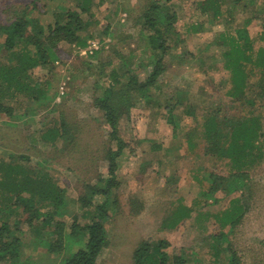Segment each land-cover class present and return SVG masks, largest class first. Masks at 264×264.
<instances>
[{
    "label": "rangeland",
    "instance_id": "374dc122",
    "mask_svg": "<svg viewBox=\"0 0 264 264\" xmlns=\"http://www.w3.org/2000/svg\"><path fill=\"white\" fill-rule=\"evenodd\" d=\"M152 1H90L91 10L82 14L86 25L81 35L87 40L86 46L96 40L106 47L90 57L81 53L86 46L61 43L59 60L46 69L33 71L38 81L51 77L54 101L43 106L32 103L27 97L14 101V116L3 115L0 120V158L8 159L13 153L32 154L30 165H36L38 159H47L50 174L72 200L84 193V183L91 182L96 172L108 176L105 160L99 159L96 163L88 157L78 161L81 157L78 153L72 154L74 149L65 150L66 142H59L56 147L45 146L39 141L40 134L55 123L59 124L63 115L71 126L83 129L82 151L88 149L90 152L86 142L105 138L107 129L102 114L93 107V97L99 90L97 85L105 83L100 72L111 69L105 65L109 60H115L114 64L122 67L123 59L141 80L148 75L152 59L149 58L147 34H140V30ZM201 1L159 2L160 18L172 23L167 42L170 48L163 58L164 73L150 99L134 100L133 94L134 104L119 124L120 135L127 145L119 160L120 186L115 191L120 214L107 224L110 244L97 264H133L131 257L139 241L159 239L170 242L167 252L186 258L187 264H211L207 236L220 230L218 224L211 225L212 221L216 223L211 215L226 210L231 206L230 200L241 194H245L246 210L229 239L241 259L240 264H264V154L248 164L249 175L241 180L240 192L227 194L234 186L225 183L224 190L216 192L212 199L202 194L209 187L204 177L206 173L227 176L229 168L226 160L212 153L205 154L210 144L202 137L204 118L214 112L220 119L241 120L256 116L264 129V97L259 95L264 76L255 70L248 78L250 87L246 95L234 94L231 72L224 69L223 47L215 45L219 36L222 35L219 41L234 37L236 29L245 27L255 41V50L264 48V40H260L264 0H239L238 4L221 0L222 14L218 18H213L212 10L202 13ZM77 6V0H0V26L20 17L27 8L32 11L31 18L47 27L63 8L81 11ZM63 17L65 19L64 14ZM247 20L250 23L246 25ZM85 61L90 62V69ZM250 69L252 66L247 65L246 71ZM61 86H64L63 95L60 94ZM179 99L184 102L181 106L176 104ZM175 104L172 113L177 128L173 132V125L168 124V107ZM186 104L195 107L194 119L185 114ZM263 141L264 137L259 138L256 144L263 147ZM156 145H160L159 150L150 152ZM179 199L191 209V215L176 228H164L163 219L176 209ZM95 201L99 202L100 198ZM137 203L142 209L138 214H131V206ZM70 211L76 215L82 213L76 203L70 206ZM20 218L23 220L25 216ZM78 220L81 224L88 221ZM21 230L24 258H34L39 264H61L70 253L67 242L61 256L51 260L44 238L48 237L49 241L53 238L47 231L36 234L23 222ZM228 230L229 227L224 229Z\"/></svg>",
    "mask_w": 264,
    "mask_h": 264
},
{
    "label": "trees",
    "instance_id": "16d2710c",
    "mask_svg": "<svg viewBox=\"0 0 264 264\" xmlns=\"http://www.w3.org/2000/svg\"><path fill=\"white\" fill-rule=\"evenodd\" d=\"M90 1L77 0V7L81 11L63 8L59 15L57 13L54 16L55 21L47 27L37 19L31 18L29 13L32 11L28 12L27 8L20 17L0 26V120L3 115L14 116L13 103L21 97H27L32 103H38L40 106L54 101L51 77L38 81L33 71L37 68L46 69L58 61V46L61 43L81 48L86 46L87 40L81 35L86 25L82 14L91 10ZM160 1L162 0H154L148 6L144 14L145 23H142L140 30V34H147L149 58L152 59L149 63L152 68L145 79L141 80L123 59L122 67L116 66L115 60H109L105 65L111 69H102L100 72V76L105 78V83L97 85L99 90L93 97V107L102 114L107 135L101 141L86 142L87 147L90 146V152L95 153L88 152V149L82 151L83 129L71 126L63 115L59 124L55 123L40 134L39 141L45 146L56 147L59 142H66L65 150L70 152L74 149L72 154L78 153L81 157L78 161L87 160L88 157L96 163L99 159L105 160L107 177L96 172L92 183H84V193L77 200H72L50 174L47 159H38L36 165H30L32 154L13 153L8 159L0 158V264H39L34 258L22 257L24 243L19 235L22 233V222L34 233L40 235L42 230H46L47 235L53 238L51 241L48 237L44 238L46 252L51 260L55 259V256H61L69 242L70 253L61 264H97L103 250L109 246L107 224L120 214L115 191L120 186L117 174L119 160L127 147L120 135L119 124L134 104L133 94L134 100L150 99L152 90L156 89L157 81L164 73L163 58L170 48L167 42L172 32V23H168L169 19L160 18ZM239 2L232 0V4ZM221 4V0H203L199 7L205 14L212 10L213 18H218L222 14ZM244 6L246 7V4ZM249 23L250 20H247L246 25ZM221 37L222 35L216 39L215 45L223 47L224 69L231 72L234 94L244 97L250 87L248 78L254 71L259 70L264 76V48L255 50V41L245 27L236 29L234 37L219 41ZM260 40H264V22ZM95 55L97 53L90 57ZM85 62L90 69V62ZM247 65L253 69L246 71ZM260 88L259 95L263 98L264 84ZM183 103L180 99L176 102L178 106ZM176 104L168 107V124L173 125V132L177 128L172 113ZM185 108V114L194 119L195 107L186 104ZM202 126V137L210 144L205 154H215L218 158L226 160L229 167L227 176L206 173L204 177L209 187L203 190L202 194L207 199H212L216 192L224 190L225 183L227 186H234L227 194L237 193L243 188L238 187L243 182L241 180L247 179L249 175L248 164H252L264 154V146L256 144L257 139L264 137L261 119L256 116L242 117L241 120L220 119L214 112L204 118ZM159 147L160 145L154 146L150 152H156ZM244 195L231 199V206L223 212L211 215L216 222L212 221L211 225L218 224L220 228L216 234L213 232L207 236L211 264H240L241 259L233 249L229 235L243 219L247 206ZM97 197L100 201L96 203ZM181 202L179 199L176 209L163 219L164 228H175L191 215V209ZM74 203L81 210V215L70 211V206ZM140 205H132L131 214H138L142 209ZM23 215L25 218L21 220ZM79 218L88 221L81 224ZM219 219L222 221L218 222ZM227 227L229 230L225 232ZM169 247L170 242L165 239L155 242L141 240L134 248L132 263H188L186 258L167 252Z\"/></svg>",
    "mask_w": 264,
    "mask_h": 264
},
{
    "label": "built area",
    "instance_id": "2783aa9c",
    "mask_svg": "<svg viewBox=\"0 0 264 264\" xmlns=\"http://www.w3.org/2000/svg\"><path fill=\"white\" fill-rule=\"evenodd\" d=\"M103 46L105 45L101 43L100 41L93 40V41H90L85 48H83L81 53L82 55H85V56L94 55L98 51L102 50ZM60 94L61 95L64 94V86L60 87Z\"/></svg>",
    "mask_w": 264,
    "mask_h": 264
},
{
    "label": "crops",
    "instance_id": "0c3cea01",
    "mask_svg": "<svg viewBox=\"0 0 264 264\" xmlns=\"http://www.w3.org/2000/svg\"><path fill=\"white\" fill-rule=\"evenodd\" d=\"M177 226H178V225H177ZM177 226H176V227H177ZM176 227H175V228H176Z\"/></svg>",
    "mask_w": 264,
    "mask_h": 264
}]
</instances>
